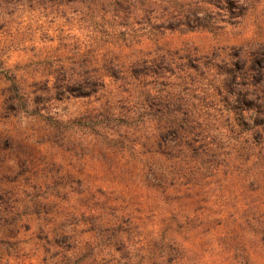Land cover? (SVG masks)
I'll list each match as a JSON object with an SVG mask.
<instances>
[{
    "label": "rangeland",
    "instance_id": "1",
    "mask_svg": "<svg viewBox=\"0 0 264 264\" xmlns=\"http://www.w3.org/2000/svg\"><path fill=\"white\" fill-rule=\"evenodd\" d=\"M251 18L125 47L69 6L0 0V264H264L255 111L184 66L253 40ZM163 52L174 68L136 81ZM169 111L205 119L193 150L157 128Z\"/></svg>",
    "mask_w": 264,
    "mask_h": 264
},
{
    "label": "trees",
    "instance_id": "2",
    "mask_svg": "<svg viewBox=\"0 0 264 264\" xmlns=\"http://www.w3.org/2000/svg\"><path fill=\"white\" fill-rule=\"evenodd\" d=\"M33 1L51 9L69 6L82 22L98 27L97 32L106 39L121 40L125 47L147 39L161 49L159 42L167 32H221L227 27H239L248 16L252 17L253 40L241 46H223L210 52H200L197 48L190 50L191 53L184 51L185 57H188L184 66L201 73L206 69L215 70L220 77L217 88L223 101L237 109L240 107V114L245 109H253L254 123L241 124L252 131L256 144L264 142V12L261 14L264 9H259L264 0ZM108 44L111 45L112 41H108ZM168 54L163 52L159 56L160 64L151 68H144L143 64L135 62L130 72L138 82L143 76H153L154 80L162 78L174 68V60L168 58ZM182 71L178 78L181 83L188 77L187 70L182 67ZM186 113L179 115L169 111L165 116H158L157 120L163 123L157 128L166 133H175V139L180 140L178 144L183 142L186 148L193 150L190 141L202 135L207 123L199 114ZM235 116L239 121V113ZM235 125L239 126V122L232 124ZM200 148V154L206 155L204 144Z\"/></svg>",
    "mask_w": 264,
    "mask_h": 264
}]
</instances>
